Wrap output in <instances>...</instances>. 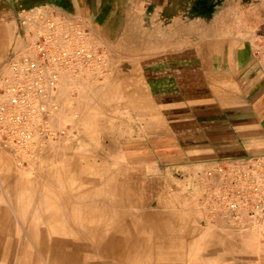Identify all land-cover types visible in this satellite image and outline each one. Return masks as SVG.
<instances>
[{
  "label": "crops",
  "instance_id": "1",
  "mask_svg": "<svg viewBox=\"0 0 264 264\" xmlns=\"http://www.w3.org/2000/svg\"><path fill=\"white\" fill-rule=\"evenodd\" d=\"M49 9L89 29L106 48L114 78L140 81L132 90L120 87L125 95L140 96L123 116L128 114L135 143L144 135L162 139L170 145L166 152L182 153L188 161L183 178L170 181L182 188L189 211L182 219L184 237L191 239L192 224L205 220L202 181L194 171L205 184L214 161L264 157V0H0V64L25 49L23 17ZM144 80L150 90L144 91ZM143 95L152 96L149 106ZM158 96L166 99L160 102ZM87 135L88 143L97 136ZM211 213L214 224L205 226L218 241L217 254L264 258V227L239 230ZM241 261L235 258L233 264ZM244 263L264 264L259 258Z\"/></svg>",
  "mask_w": 264,
  "mask_h": 264
},
{
  "label": "rangeland",
  "instance_id": "2",
  "mask_svg": "<svg viewBox=\"0 0 264 264\" xmlns=\"http://www.w3.org/2000/svg\"><path fill=\"white\" fill-rule=\"evenodd\" d=\"M103 48L106 51L109 67L107 78L105 77L104 80L95 81L89 85H75V87L61 84L59 93L60 107L49 121L50 130H52L53 135L55 134L52 139L43 142L36 141L28 145L29 147L26 148L27 154L23 152L21 154L13 147H5L0 144V198L3 201L1 206L8 208L12 204L11 207H13L21 189L24 193L26 192L25 194L29 193L30 195L31 193L30 197L33 203H36L38 199H41L46 188V191L55 190L65 197L72 198L68 193L71 189L81 187V189H92L94 191L96 188L102 189L105 187L94 184L95 181H111L119 185L121 195H126L128 191V195L133 197L132 205H126L120 209L111 207V210H122L123 212L136 214L143 223L146 222L143 219L145 215L156 219L169 218L168 220L154 221V226L158 230L160 223H166V221L168 223L169 220L175 223L174 226L169 224L170 230L168 232L163 230L161 234L157 233L162 240L160 248L158 249L159 243H157L156 249L159 253L179 252L180 254V252L184 251L182 247L185 241L187 249L180 254L182 257L176 264H233L235 258L243 261L241 263L238 262L239 264H247L244 262L258 258L259 261L264 262L262 255L259 257L247 255L227 256L219 255L215 252L214 248L218 241L211 239L209 227L205 226L207 225L205 221L214 224V216L211 213L213 212L211 209L212 203L210 202V205H207L205 201V192L209 181L206 180L204 184L200 173L196 171H194L195 176L199 177L196 180L202 181L199 205H201L205 220H202V218L201 220L196 219V223L192 224L194 228L192 238L184 237V235L187 236L188 234L184 233L182 219L184 213L189 216V211L187 206L186 208L184 207L186 200L183 201L182 188L172 184L170 179L181 180L183 175L187 173L182 167L187 165L188 161L182 160V153L166 152L170 145L163 142L162 139L156 142L149 140V137L144 135L142 143L133 141L135 140L134 129L127 127L126 119L128 114L124 118L123 110H125L124 108L127 111L133 109L135 99H140V96L136 97L134 94L125 95L122 93L124 90L120 87L121 85L123 87L128 86L132 90L136 82L140 83V81L134 79L121 81L116 77L114 78L115 66L113 67L112 64H109L107 50L105 47ZM18 54L19 51L11 54L0 64V79L6 74L11 59ZM141 82H143L144 91L146 89L150 90L149 81L144 80ZM151 98L152 96L150 95L142 96L144 106L150 105ZM157 98L160 102L166 99L164 96H158ZM133 121L132 117V123ZM88 132H93L97 135L93 143L87 142ZM129 132L132 135H129ZM103 135L105 136L104 139L102 138ZM122 140L131 141L124 143ZM27 149L30 150L28 151ZM176 157L180 159H176ZM106 165L107 167H105ZM83 172L81 183L77 182V178L75 179L71 176L74 173ZM68 180L69 184H67V187L64 182ZM71 180L75 181L72 182ZM70 181L72 182L71 184ZM22 187H25L24 190ZM186 187L185 189L189 191L191 185L189 186L187 183ZM5 191L11 192L9 197ZM12 213L15 216L14 212ZM167 235L175 236V239L180 240L177 241L178 246L176 249L166 250L168 245L163 240L167 239ZM258 236H260V241L258 242H262L263 236L261 237V234ZM23 237L33 247V251L38 257V251L34 247L32 240L25 237V234ZM40 264L49 263L41 259Z\"/></svg>",
  "mask_w": 264,
  "mask_h": 264
},
{
  "label": "built area",
  "instance_id": "3",
  "mask_svg": "<svg viewBox=\"0 0 264 264\" xmlns=\"http://www.w3.org/2000/svg\"><path fill=\"white\" fill-rule=\"evenodd\" d=\"M21 22L25 49L0 79V144L26 153L28 145L53 138L49 121L60 107L61 83L102 81L109 67L89 29L58 11L29 13ZM206 175L213 212L239 230L264 227L263 156L218 160Z\"/></svg>",
  "mask_w": 264,
  "mask_h": 264
},
{
  "label": "bare ground",
  "instance_id": "4",
  "mask_svg": "<svg viewBox=\"0 0 264 264\" xmlns=\"http://www.w3.org/2000/svg\"><path fill=\"white\" fill-rule=\"evenodd\" d=\"M64 82L61 84L65 85ZM84 172L74 173L71 176L81 183ZM64 183L67 186L69 180ZM94 184L105 187L96 188L94 191L75 187L76 189L68 192L72 198L65 197L55 190L46 191V188L41 199L35 200L36 203H33L31 193L25 194L26 192L21 189L15 205L11 207V204L8 208L1 206L3 201L0 198V264H40L41 259L49 264H176L178 262L182 257L180 254L185 251L180 254L179 252L159 253L156 249L157 243H159L158 249L161 246L162 239L159 234L163 230L167 231L170 226L166 221L160 223L158 230L154 226V221L167 220V217L156 219L146 215L143 217L146 222L143 223L136 214L111 210V207L120 209L133 203V197L128 195V191L126 195H121L119 185L111 181L99 180ZM5 192L9 197L11 192ZM24 234L32 240L39 258L23 237ZM166 237L167 239L163 240L168 245L166 250L176 249L177 241L180 240H173L168 235Z\"/></svg>",
  "mask_w": 264,
  "mask_h": 264
}]
</instances>
